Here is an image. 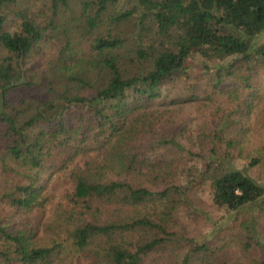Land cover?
<instances>
[{
    "label": "trees",
    "instance_id": "16d2710c",
    "mask_svg": "<svg viewBox=\"0 0 264 264\" xmlns=\"http://www.w3.org/2000/svg\"><path fill=\"white\" fill-rule=\"evenodd\" d=\"M15 1L0 0V45L9 53L0 58V130L10 137L8 154L28 168L5 193L6 203L25 214L42 209L37 171L53 151L82 152L90 133L97 154L106 153L72 169L65 197L75 215L70 243L94 246L88 264H264V185L229 159L245 132L230 118L233 108H224L221 120L239 129L222 156L210 149L207 158L196 154L198 166L181 164L175 172L176 163L158 158L155 145L149 154L136 149L129 120L139 101L158 96L164 81L187 76L191 54L216 61L207 94L237 99L240 86L224 84L228 77L246 80V94H256L249 78L264 69V39L255 40L264 30V0H47L43 24L19 11L18 30L9 33L3 26ZM59 14L68 18L61 26ZM47 36L57 42L50 60L28 63ZM159 143L184 150L173 138ZM245 155L247 166L262 163ZM204 191L216 208L254 206L255 212L233 217L235 224L215 242L191 241L181 256L148 257L177 242ZM34 237L32 227L0 222V264H52L59 243L39 245ZM232 245L251 247L252 256H211Z\"/></svg>",
    "mask_w": 264,
    "mask_h": 264
},
{
    "label": "rangeland",
    "instance_id": "374dc122",
    "mask_svg": "<svg viewBox=\"0 0 264 264\" xmlns=\"http://www.w3.org/2000/svg\"><path fill=\"white\" fill-rule=\"evenodd\" d=\"M47 7V0H16L9 7L3 31L12 33L18 30L19 19L15 13L19 11L29 13L36 22L43 24L46 21L45 16L49 14ZM66 21L68 18L59 14L56 24L61 26ZM77 21L76 19L75 22ZM263 39L264 30L255 40L259 42ZM56 46V39L47 36L39 43L37 50L30 54L28 63L36 67L43 66L50 60ZM8 54L0 45V58ZM184 64L187 66V76L164 81L158 88L157 97L147 102L139 101L135 105L129 120L133 122L137 131L133 140L136 149L149 154V148L155 145L154 150L158 158H167L176 163L171 167L172 172L177 168L180 170L181 164L198 166L199 157L196 154L207 158L210 149L213 148L220 158L226 140L232 139L233 133L239 129L231 124L230 119L221 120L224 108H233L230 118L236 120V124L244 128L245 132L240 141L236 142L240 150H233L232 153V149H229L232 154L229 159L233 166L243 169L250 177L264 185V69L257 68L254 70L256 73L249 78V83L254 86L256 94H246L251 90L243 87L246 80L228 77L224 84L229 85L230 88L231 85H239L240 94L237 99L234 98L235 100H227L226 94H207L211 89L216 61L204 60L197 54H191ZM65 116L69 117L68 111ZM87 134L86 142L81 144L82 152L69 157L66 151L60 153L53 151L54 155L52 154L43 163L41 169L37 171V176L38 183L43 185L42 191L46 201L42 209H34L25 214L9 206L4 196L12 185L23 181L28 167L19 165L11 158L7 152L10 137L5 136L0 130V222L13 228L32 227L35 241L39 245H50L54 241L59 243V252L52 264H88L94 256V246L89 249H77L70 243L67 231L72 227L75 215L69 210L65 201L66 195L71 191L72 169L82 166L86 161L97 163L106 153L104 151L97 154L90 140V133ZM168 138H173L184 150L180 152L181 150L167 148L159 143ZM245 154L259 157L262 163L247 166ZM67 158L69 159L64 161ZM151 185L156 186V182ZM192 207H195L197 212L195 211V214L184 222L186 227L182 233H177V236L182 234L177 238V242L167 244L148 257L181 256L191 241L215 242L222 237L223 232L235 224V221H232L233 217L255 212L254 206L244 207L238 212H226L222 208H216L211 204L209 195L205 191L198 194ZM263 227L264 224L261 225V228ZM250 248L241 251L238 246L232 245L227 250L221 249L222 252L211 256H252L250 254L253 252ZM143 264H152V262L144 261ZM166 264L174 263L167 261Z\"/></svg>",
    "mask_w": 264,
    "mask_h": 264
}]
</instances>
